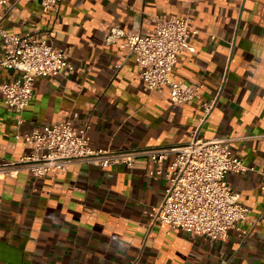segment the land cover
Wrapping results in <instances>:
<instances>
[{
	"label": "crops",
	"instance_id": "0c3cea01",
	"mask_svg": "<svg viewBox=\"0 0 264 264\" xmlns=\"http://www.w3.org/2000/svg\"><path fill=\"white\" fill-rule=\"evenodd\" d=\"M9 1L6 31L42 32L70 66L37 77L19 114L0 93V164L29 151L18 128L73 119L89 123L92 147L114 151L180 146L194 132L228 136L253 169L226 174L249 211L240 229L213 242L179 227H147L167 180L146 155L132 167L83 162L38 177L21 169L0 178V264H264V0H62L57 14L42 13L39 0ZM186 14L198 32L172 77L195 85L200 99L174 103L167 86L148 89L121 39L105 36L112 27L151 33L157 15ZM16 75L0 68V82ZM211 99L201 121L200 102Z\"/></svg>",
	"mask_w": 264,
	"mask_h": 264
},
{
	"label": "built area",
	"instance_id": "2783aa9c",
	"mask_svg": "<svg viewBox=\"0 0 264 264\" xmlns=\"http://www.w3.org/2000/svg\"><path fill=\"white\" fill-rule=\"evenodd\" d=\"M62 0H39L41 12L58 13ZM0 36L3 51L0 68L17 71L16 77L0 82L4 104L14 112H22L31 102L37 77L56 75L70 66L66 51L54 45L38 30L10 33L1 25L13 2L0 0ZM198 30L191 24L189 14L184 16L157 15L151 33L137 30L109 28L105 41L121 39L124 48L134 54L139 65V76L150 91L167 86L170 99L181 103L200 94L196 86L175 80L173 68L178 54L193 51L190 37ZM215 100H201L204 121ZM77 113H74V118ZM22 119L19 117L17 123ZM89 123L76 125L73 119L45 123L31 130L17 129L14 136L29 145V151L17 161L0 164V178L16 177L21 169L38 177L68 168L75 163L109 166L122 163L132 167L135 160L148 156L154 163L156 176L167 180L161 200L147 211V227L163 224L179 227L191 236L201 235L209 242L224 240L230 229H240L249 211L239 199V193L226 178L229 171L244 172L253 169L231 149L233 138H202L197 132L185 144L138 150H110L94 148L86 137ZM169 165L165 171L164 165ZM264 175V172H262Z\"/></svg>",
	"mask_w": 264,
	"mask_h": 264
}]
</instances>
